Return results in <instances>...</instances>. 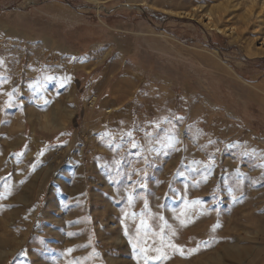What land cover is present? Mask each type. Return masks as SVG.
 Instances as JSON below:
<instances>
[{
    "label": "rangeland",
    "instance_id": "374dc122",
    "mask_svg": "<svg viewBox=\"0 0 264 264\" xmlns=\"http://www.w3.org/2000/svg\"><path fill=\"white\" fill-rule=\"evenodd\" d=\"M0 255L264 264V0H0Z\"/></svg>",
    "mask_w": 264,
    "mask_h": 264
},
{
    "label": "snow or ice",
    "instance_id": "6c2138e0",
    "mask_svg": "<svg viewBox=\"0 0 264 264\" xmlns=\"http://www.w3.org/2000/svg\"><path fill=\"white\" fill-rule=\"evenodd\" d=\"M9 96H11V93H9ZM46 103H47V101H46Z\"/></svg>",
    "mask_w": 264,
    "mask_h": 264
},
{
    "label": "bare ground",
    "instance_id": "6f19581e",
    "mask_svg": "<svg viewBox=\"0 0 264 264\" xmlns=\"http://www.w3.org/2000/svg\"><path fill=\"white\" fill-rule=\"evenodd\" d=\"M1 256V255H0Z\"/></svg>",
    "mask_w": 264,
    "mask_h": 264
}]
</instances>
